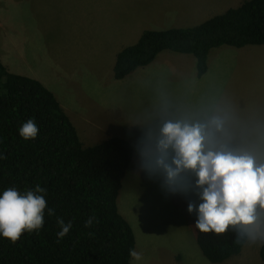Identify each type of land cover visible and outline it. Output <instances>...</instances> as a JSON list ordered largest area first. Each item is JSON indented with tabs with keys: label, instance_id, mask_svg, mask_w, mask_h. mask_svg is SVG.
I'll return each mask as SVG.
<instances>
[{
	"label": "rangeland",
	"instance_id": "obj_1",
	"mask_svg": "<svg viewBox=\"0 0 264 264\" xmlns=\"http://www.w3.org/2000/svg\"><path fill=\"white\" fill-rule=\"evenodd\" d=\"M153 1L102 0V8L88 16L84 11H89L91 0H0V39L7 36L6 44L14 46L21 34L27 36L23 48L9 55L12 63L54 93L84 147L124 136L137 149L117 197L118 210L135 235L134 250L142 254L140 260L132 257V264H264L259 256L264 209L258 206L260 219L250 229L255 238L248 235L238 255L211 263L196 241L197 213L187 210L189 202H202L195 173L183 174L187 191H171L161 174L150 176L143 167L147 155L158 154L165 122H203L216 115L226 117L220 139L228 147L244 148L258 163L264 162V44L212 48L200 79L192 54L164 50L151 65L115 80L116 54L143 30L198 25L225 12L226 5H235L226 0L221 6L197 0ZM105 3L113 15L108 16ZM133 3L141 8L119 11L121 4ZM153 6V24L137 27ZM184 8L186 13L198 12L176 17Z\"/></svg>",
	"mask_w": 264,
	"mask_h": 264
},
{
	"label": "trees",
	"instance_id": "obj_2",
	"mask_svg": "<svg viewBox=\"0 0 264 264\" xmlns=\"http://www.w3.org/2000/svg\"><path fill=\"white\" fill-rule=\"evenodd\" d=\"M263 44L264 0H244L198 25L144 30L117 53L113 77L125 78L164 50L192 54L201 77L212 48ZM29 118L39 132L26 140L19 128ZM133 151L118 136L84 147L54 93L0 61V195L10 187L23 194L39 185L47 201L42 228L23 231L15 242L0 234V264H132L135 235L118 210L117 197ZM48 209L55 214L50 216ZM58 217L72 224L62 239L57 237ZM247 238L241 226H230L219 235L198 230L196 241L209 262L220 263L238 255ZM259 256L264 261V243Z\"/></svg>",
	"mask_w": 264,
	"mask_h": 264
},
{
	"label": "clouds",
	"instance_id": "obj_3",
	"mask_svg": "<svg viewBox=\"0 0 264 264\" xmlns=\"http://www.w3.org/2000/svg\"><path fill=\"white\" fill-rule=\"evenodd\" d=\"M226 117L213 116L205 122L177 120L167 121L161 128L157 153L147 155L144 170L148 174H161L164 184L171 191H187L188 183L183 175L186 170L195 173V189L202 201L198 206L188 204V212H196L195 227L203 232L224 234L230 226H241L245 234L255 238L254 226L260 219L258 206L264 209V162L244 148H230L217 137L225 130ZM39 128L29 118L19 128L24 139H34ZM171 152V154H170ZM46 189L36 186L21 194L15 188H8L0 195V234L12 242L19 239L23 231H33L44 225V210L47 201L43 195ZM54 215V209H48ZM94 216L85 221L93 224ZM61 230L58 239L65 237L71 221L65 224L57 218ZM135 260L142 254L130 250Z\"/></svg>",
	"mask_w": 264,
	"mask_h": 264
},
{
	"label": "crops",
	"instance_id": "obj_4",
	"mask_svg": "<svg viewBox=\"0 0 264 264\" xmlns=\"http://www.w3.org/2000/svg\"><path fill=\"white\" fill-rule=\"evenodd\" d=\"M157 1L158 0H154L153 1V5H156V3H157ZM164 2H175L176 0H163ZM193 1H195V0H193ZM197 1H202V2H204L205 4H216L217 6H221V4L223 5L224 3H226V2H235V5H234V7H237V6H239L242 2H243V0H226L224 3H222L223 2V0H197ZM91 3H92V6L91 7H89L88 6V9L87 10H89V11H84V13H86V14H88V16L91 14V11L94 9V10H96V9H101L102 8V0H91ZM226 6H228V7H226V10L227 9H229V8H234V7H229V5H226ZM141 7L140 6H138L137 4H121L120 5V9H119V11L120 12H123V11H130V10H132L133 12H136V11H138L139 9H140ZM86 10V9H85ZM113 8L111 7V6H107L106 5V3H105V11H107L108 12V16H110V14H112L113 15ZM55 11H57L56 9H55ZM198 11H195V12H189V13H186L185 12V8L184 9H181V12H178L177 14H176V17L177 16H180L182 19H185V18H189L192 14H196ZM105 20H110V17H107V18H105ZM155 21V11H154V6H153V10L150 12V13H147V14H145V19L143 20V18L141 17L138 21H137V27H149L151 24H153V22ZM185 22H188V21H185ZM153 26V25H152ZM133 28V27H132ZM150 28H155V27H150ZM146 30V29H145ZM153 30V29H152ZM159 30V29H158ZM144 31V30H143ZM142 31V32H143ZM142 32L138 35V37H137V39H136V41L138 40V38L140 37V35L142 34ZM128 33H135L133 30H129L128 31ZM127 33H125L123 36H125ZM6 37L7 36H4L2 39H3V41H1V39H0V61H2L8 68H9V70L10 71H12V72H15V73H20V74H23V72L22 71H17V67H16V65H14L13 63H12V56H9L10 54H13L14 52H19L23 47H22V45H23V43L24 42H26L27 40H28V38H27V36L26 35H22L21 34V38H19V41H20V44L19 43H17L16 42V44L17 45H14V46H9L8 44H6ZM86 39V38H85ZM135 41V42H136ZM134 42V43H135ZM133 43V44H134ZM242 48V47H241ZM118 52V51H117ZM117 55V54H116ZM160 55V54H159ZM157 59V58H156ZM155 59V60H156ZM154 60V61H155ZM195 60V59H194ZM153 61V62H154ZM153 62H151L149 65H151ZM149 65H147V66H149ZM147 66H144V67H147ZM144 67H139V68H144ZM195 67H196V63H195ZM139 68H137V69H139ZM22 70V69H21ZM134 71H136V70H134ZM133 71V72H134ZM133 72H131V73H133ZM206 72H207V70H206ZM205 72V73H206ZM130 73V74H131ZM204 73V74H205ZM129 74V75H130ZM196 74H197V70H196ZM204 74L202 75V76H204ZM25 75V74H24ZM128 76V75H127ZM126 76V77H127ZM201 76V77H202ZM125 77V78H126ZM198 77V76H197ZM201 77H199V79L201 78ZM124 79V78H123ZM116 80V79H115ZM121 80V79H120ZM68 115V114H67ZM177 120H184V119H182V118H176V121ZM205 121H207V119H205V120H203V122H205ZM220 136H221V133H220V135H219V138H220ZM114 137V136H113ZM120 137H124V136H120ZM108 138V137H107ZM132 144V143H131ZM133 145V144H132ZM133 149H134V151H133V154H134V152L136 153V151H137V149L135 148V146L133 145ZM133 162V157H132V160H131V163ZM136 172V171H135ZM262 245V244H261ZM260 245V246H261Z\"/></svg>",
	"mask_w": 264,
	"mask_h": 264
}]
</instances>
